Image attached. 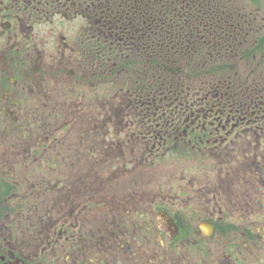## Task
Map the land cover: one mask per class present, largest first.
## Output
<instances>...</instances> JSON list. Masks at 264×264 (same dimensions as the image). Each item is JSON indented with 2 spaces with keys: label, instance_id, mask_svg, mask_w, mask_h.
Wrapping results in <instances>:
<instances>
[{
  "label": "flooded vegetation",
  "instance_id": "1",
  "mask_svg": "<svg viewBox=\"0 0 264 264\" xmlns=\"http://www.w3.org/2000/svg\"><path fill=\"white\" fill-rule=\"evenodd\" d=\"M234 73L137 120L132 87H110L113 119L98 95L124 71L98 70V0H0V264H264V82L240 103Z\"/></svg>",
  "mask_w": 264,
  "mask_h": 264
},
{
  "label": "rangeland",
  "instance_id": "2",
  "mask_svg": "<svg viewBox=\"0 0 264 264\" xmlns=\"http://www.w3.org/2000/svg\"><path fill=\"white\" fill-rule=\"evenodd\" d=\"M183 2L190 5L189 7L191 8V11L195 5H200L199 12L195 16H192L193 19L191 26L194 30V32H192L193 36H199L202 38L203 45H200V48L203 47L204 44H207V42L209 44L207 49L201 48V53L197 55L199 58H205V64H207V66L205 68L203 65L200 68L192 61V55L197 54L198 52L194 53V50L197 49V43L195 42V47H193L192 43H190L192 40L191 34L183 39L186 44L182 45L180 48L170 47L162 50V48H160L154 41H151V34L155 36V33L159 30L166 29L168 26L162 24L164 28H160L157 25H154L149 29L150 35L145 37L150 41L149 53L146 52V45H144L143 42H141V45L137 49L140 52L139 57H144L148 54V63H146L148 67L145 65L143 69L144 72H147V78H150L151 73H155L156 76H158V74H165V72L161 70L160 61L162 58H166L169 62L171 71L164 79H167V84L169 86H181L183 96L187 93L188 87H199L197 84L192 83V81L201 69L206 73V78L200 86L201 88H206L208 86L210 76L212 74L215 75V81H219L223 84L229 82V80H225L226 75L237 71L238 82L241 85V89L245 92L244 95L240 96V103H244V100H246V94H250L254 97V89L261 88L264 82V0H183ZM117 3L118 0H113L111 5L113 6V4H116V7L118 8L130 10L131 5H129V1L126 2L125 6H118ZM106 6L108 5L106 4ZM133 7L135 9V6ZM146 9L148 8L146 7ZM124 13L125 12H122L121 15H119V19L124 20L129 16L124 15ZM130 17V24L133 23L139 27V18L137 16L134 17V15H130ZM171 18L172 13H168L166 20H170ZM80 22L81 20L79 19L75 21V23H78V26ZM168 31L169 30L165 32L168 33ZM121 37L125 39L127 45L129 46L130 43L127 41V34L125 33ZM130 37L134 40V33H131ZM183 47H185V49H183ZM216 51L222 53L227 52L225 55H228L232 61L219 63L212 60L213 58L210 54H213ZM112 59H115L116 62L112 61ZM107 60L111 61L105 63V65L108 66V69L104 67L103 71L107 72L108 70H111L113 75L117 72H121V70L134 71L135 73L141 71V69L137 66L141 59L126 60L117 55H109ZM151 63L156 65L155 68L151 69ZM191 63L195 64V69L188 71ZM102 67L103 64L98 63V70H102ZM233 75H235V73ZM147 78H144L143 81L145 82ZM103 81L106 83L101 86V91L98 96L103 99L102 106L107 110V114L113 119H116V114L121 110V105H119L121 102L119 96L122 93H125V90H122L121 92L116 90L113 94H107L108 92H111L110 87H114V83L112 81H108V77L103 78ZM136 86H140V81L137 85L132 86L134 100L137 95ZM234 93L235 91L232 92L230 98L231 102L236 104L234 100ZM190 95L191 98L186 101L188 105L192 104L194 101L192 100V96L194 95ZM161 97L162 96H159L157 101L155 100L153 103L146 101L144 104H140L139 107L134 106V118L136 120L143 118V114L147 111H149L151 117H153L152 113L153 115L156 114V117H158L159 111L157 108H159V101L161 100ZM198 97L199 98L195 99L193 104H202L201 98L204 97V94L203 96L198 95ZM225 98L226 96L224 99ZM135 103L139 104L136 100ZM146 103H150V105L148 106ZM226 110L229 111L228 105H226ZM187 111L188 110L186 109L182 110L183 114L187 113ZM203 113L206 114L207 121L209 122L211 120V116L207 115V111ZM123 114L125 113L123 112ZM105 117V112L98 106V118L102 119ZM119 117L121 116L119 115L118 118ZM183 118L185 119V116ZM123 122L127 121L123 120ZM257 122H264V119L259 118L257 119ZM263 150L264 146L261 147V151ZM223 160L230 161V164L235 167L238 165L235 163V160H242V158L239 157L230 159L223 156ZM213 161L214 166H219L216 159ZM159 165L161 166V164Z\"/></svg>",
  "mask_w": 264,
  "mask_h": 264
},
{
  "label": "trees",
  "instance_id": "3",
  "mask_svg": "<svg viewBox=\"0 0 264 264\" xmlns=\"http://www.w3.org/2000/svg\"><path fill=\"white\" fill-rule=\"evenodd\" d=\"M127 1H129V5H131L130 14H128L129 16L124 20H119L118 18H115L114 14H112L113 9L116 8V4H113V6L111 5L113 0H98V63L103 64L110 62L111 60H107L108 56L114 55V53L122 54L123 57L120 58L126 60L141 59L137 64L141 71L135 73L134 71L121 70L124 71L123 80H120L118 83L120 87L126 89L127 87L131 88L133 85H137L140 81V86H136L137 95L135 100L139 103L136 104L137 107H139L140 104H144L146 101L150 103L155 102V100L157 101V98L163 95L165 88H169L170 94H174L175 92H181L182 94L183 90L181 86H169L167 84V79H164L171 71L169 62L166 58H162L160 61L161 70L165 72V74H158V76H156L155 73H151L150 78H147L144 82L143 69L145 67V62L143 57H139L140 52L137 49L141 45L144 36L146 37L147 35H150L149 29L154 25H157L160 28H164L163 25H167L168 27L159 30L155 33V36L151 34V41H154L160 48H162V50L170 47L178 48L183 39L189 36L190 32H194L191 26L193 19L192 16L197 14L194 9L200 5H195L192 11L190 10V5L183 2V0H118L117 5L125 6ZM106 4L108 6H106ZM133 6H135V9ZM146 7L148 9H146ZM106 9H108V11H106ZM100 10L104 12H101ZM168 13H172V18L170 20H166ZM130 15L139 18V27L133 23L130 24ZM117 21H119L118 25H116ZM123 28H126L125 31H130V34L134 33L135 35L131 51H128L130 46L125 50V46L122 45V43L125 42L124 38L121 37L124 33L121 32ZM167 30H169L168 33L165 32ZM183 49H185V47H183ZM200 53L201 52H198L193 55L192 61L200 68L203 65L206 68L207 64H205V58H199L197 56ZM194 63L189 65L188 71L195 69ZM155 66V64L151 63V69L155 68ZM205 78L206 73L200 69L192 83H195L200 87ZM193 88L194 87H188L187 90L191 91ZM183 101V109H186L185 100Z\"/></svg>",
  "mask_w": 264,
  "mask_h": 264
}]
</instances>
